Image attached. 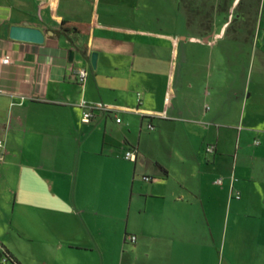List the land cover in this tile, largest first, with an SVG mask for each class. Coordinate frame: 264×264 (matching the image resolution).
<instances>
[{
	"label": "crops",
	"instance_id": "1",
	"mask_svg": "<svg viewBox=\"0 0 264 264\" xmlns=\"http://www.w3.org/2000/svg\"><path fill=\"white\" fill-rule=\"evenodd\" d=\"M62 5L0 0V264H264V0Z\"/></svg>",
	"mask_w": 264,
	"mask_h": 264
},
{
	"label": "built area",
	"instance_id": "2",
	"mask_svg": "<svg viewBox=\"0 0 264 264\" xmlns=\"http://www.w3.org/2000/svg\"><path fill=\"white\" fill-rule=\"evenodd\" d=\"M2 63L4 65H8L10 63V58L9 57H5L3 59V61H2ZM88 76H89V72L84 67H72L71 68V77L74 78L79 83H85V81L87 80ZM169 100H170V98L168 97L166 99L167 103L169 102ZM83 109H84L83 122H85V123L91 122L94 119V117L96 116V113H98V112L112 113V111H110L108 109H105L104 107L99 108V107L83 106ZM116 121H117V123H121V119L120 118H117ZM151 128H153V127H151ZM255 144L258 145L259 142H256ZM215 151H216V147L214 145H209L206 148V152L208 154H213V153H215ZM136 157H137V155H136V153L134 151H128L125 154V159L129 160V161H135ZM4 158H5V146H4V142L2 140H0V163L4 160ZM147 180H150V179H147ZM234 181H235V179L232 178L231 179V184H233ZM216 183H217V185L222 186L223 183H224V180L222 178H220V179H218L216 181ZM234 197L236 199H240L241 195H240V193H236L234 195ZM127 239L130 240L131 242H135L137 240V237L136 236H128ZM2 262H3V264H7V263L10 262L9 257L6 256L4 253H3Z\"/></svg>",
	"mask_w": 264,
	"mask_h": 264
},
{
	"label": "water",
	"instance_id": "3",
	"mask_svg": "<svg viewBox=\"0 0 264 264\" xmlns=\"http://www.w3.org/2000/svg\"><path fill=\"white\" fill-rule=\"evenodd\" d=\"M10 38L16 41L29 42L34 44H43L46 36L43 31L38 28L30 27L28 24L23 26H12L10 28ZM74 58V53H70V60ZM98 54L92 53L91 64L93 69L97 68Z\"/></svg>",
	"mask_w": 264,
	"mask_h": 264
},
{
	"label": "trees",
	"instance_id": "4",
	"mask_svg": "<svg viewBox=\"0 0 264 264\" xmlns=\"http://www.w3.org/2000/svg\"><path fill=\"white\" fill-rule=\"evenodd\" d=\"M87 26L83 23L72 21V20H62V22L59 25L58 34H80L84 29H86ZM86 54V51L84 52ZM4 254L9 257L10 262L16 264L17 261L14 259V257H11V255L8 252L4 251ZM18 264V263H17Z\"/></svg>",
	"mask_w": 264,
	"mask_h": 264
},
{
	"label": "rangeland",
	"instance_id": "5",
	"mask_svg": "<svg viewBox=\"0 0 264 264\" xmlns=\"http://www.w3.org/2000/svg\"><path fill=\"white\" fill-rule=\"evenodd\" d=\"M59 1V3H61V1H62V3H63V5H62V8L63 9H66V4L68 3V0H58ZM190 2V0H182V5H184V8H185V11H186V6H187V4ZM181 5V6H182ZM151 10L152 11H154L155 9H157V7L156 6H153V5H151ZM188 8V7H187ZM200 7H197V12L198 13H203V12H205V10H201V9H199ZM166 7H163V13H165L166 12ZM74 13V15H77V14H79L80 12L78 11V13L76 12V11H74L73 12ZM76 13V14H75ZM181 13H183V10H181ZM165 16H166V13H165ZM85 18H86V16H84ZM184 27L182 26V24H181V27H180V32H183L184 30H182ZM249 56V55H248ZM252 91H253V87H252Z\"/></svg>",
	"mask_w": 264,
	"mask_h": 264
}]
</instances>
